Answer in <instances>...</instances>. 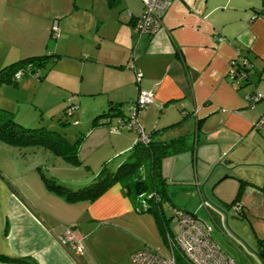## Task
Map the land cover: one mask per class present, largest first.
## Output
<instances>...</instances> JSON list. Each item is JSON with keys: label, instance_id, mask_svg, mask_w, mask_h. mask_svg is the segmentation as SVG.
I'll return each instance as SVG.
<instances>
[{"label": "crops", "instance_id": "0c3cea01", "mask_svg": "<svg viewBox=\"0 0 264 264\" xmlns=\"http://www.w3.org/2000/svg\"><path fill=\"white\" fill-rule=\"evenodd\" d=\"M143 9V0H0V69L30 54H49L40 74L2 81L0 97L22 99L28 110L30 101H38L40 90V100L53 101L43 103L41 114L29 121L17 117L11 105L0 102V106L12 110L26 125L42 121L55 125L71 104L65 100L67 95L74 93L77 103L72 106L88 104L73 119L84 126L76 135L83 132L80 162L96 167V174L104 160L114 158L112 167L118 166L136 139L112 117L93 124L109 105L97 106L84 96L107 92L109 103L129 104L142 90L154 91L152 106L138 112L143 128L159 129L161 138H167V129L170 137L188 134V144L194 146L163 160L169 183L174 180L189 195L178 206L191 209L198 204L221 213L227 222L223 211L203 204V197L224 208L239 202L243 216L253 224L260 251L264 242V0H172L163 25L151 33L138 31L136 20ZM246 65L248 77L239 81L245 77L240 70L233 76L231 69ZM248 94L260 101L250 104ZM152 108L170 110L171 115L162 123H152L148 119ZM71 114L74 117L75 111ZM181 126L185 133L175 130ZM182 152L189 171L172 177L167 163ZM5 171H0V253L17 259H0V264H91L94 247L85 246L91 236L86 231L89 224L120 218L134 206L119 181L94 199L71 201L46 187L40 169ZM189 183L192 188H187ZM172 193L168 185V199L174 203ZM193 194L197 202L189 204ZM68 229L82 240L83 250L61 239Z\"/></svg>", "mask_w": 264, "mask_h": 264}, {"label": "rangeland", "instance_id": "374dc122", "mask_svg": "<svg viewBox=\"0 0 264 264\" xmlns=\"http://www.w3.org/2000/svg\"><path fill=\"white\" fill-rule=\"evenodd\" d=\"M47 68H52L50 70L52 73L53 65H48ZM78 73H80V71H78ZM32 74L35 75V73ZM35 77L39 78L37 75H35ZM41 95H43L42 90L39 91L35 98L38 101L33 100L29 102L32 103L30 104V110H28L27 107L29 106H26L25 101L22 99L18 101L11 97H0V102L11 105L17 111V117H24L25 121H29L33 117L41 114L43 103L50 105L53 102L50 99L44 100L42 98L40 100ZM64 95L67 94H62V96L59 94V97H63ZM69 95L71 96L70 98ZM73 95L74 93L69 92L67 95L68 98L65 100H67V103L74 102V105L77 103V100L72 97ZM84 98L94 101L97 106H108L110 96L107 92H101L91 95L90 97L85 95ZM86 105L88 106L87 103L83 105L80 104V107L73 106V111H75L74 117L70 112L64 115L65 118L70 119L69 123L65 125V128L67 135L72 139L81 131L80 129H84L82 123L74 124L73 119L76 114L80 117L79 110L87 109ZM125 105L127 104L125 103ZM149 106H152V103H149L146 108ZM129 112L130 110L126 107V113L128 114ZM169 115H171L170 110L164 113L155 109L153 111L152 108V113H150L148 119H152V123L155 121L162 123ZM119 118L120 115L112 116L115 122H117ZM177 128H175V130H182L181 133L187 131L184 126L179 127L180 130ZM122 129L134 134L133 141L139 135L136 129ZM166 129L167 128L164 127L161 130L164 131ZM170 131L168 129L165 131L167 138L171 135ZM185 160H187V157L182 152L179 156L173 157L172 160L167 163L172 177L182 176L184 169L186 172L189 171L185 166ZM116 167L117 166H114V168ZM180 168H182V172ZM39 169L40 172L43 171L49 176H54L59 182L68 183L77 187L92 181L95 174L93 170H95L96 167L81 162L74 163L43 146H19L0 140V171L39 172ZM170 182L169 186H171V192H174L172 196L175 197V202L173 203L168 198H165L162 200V206L168 218L166 227H168L167 229H172L171 231L175 233L180 229V224L178 218L173 215V213L179 204H185V199H189V195H187V193L183 194V191L179 189L180 186L176 183L173 184L174 180H170ZM187 186V188L193 187L191 183ZM220 187L222 188L221 185ZM130 197H132L131 199L134 206L131 210L122 214L120 218L119 216H115L100 222L95 220L89 224V228L86 231H90L88 235L91 236L90 240L86 237L85 246H87V248L88 245L94 247V254L90 255L91 264H133L131 254L139 248L151 247L163 252L168 250L164 238L165 230L160 228L154 210L139 211L137 209L140 203L139 198L137 196ZM192 200H194V204L197 202V198L194 194L191 196L189 204H191ZM235 204H239V202ZM219 206L222 207L220 204ZM222 209L228 214V222L223 220L221 213L213 209L209 210V208L198 206V204L194 205L190 211L196 212L198 216L211 227V234L223 249V253L232 255L236 259L237 264H263L258 254L253 252L254 249L258 250V244L255 242V232L252 230V222L246 218V216H243L242 210L239 212L233 204H228L225 208L222 207ZM93 256L94 258H92Z\"/></svg>", "mask_w": 264, "mask_h": 264}, {"label": "trees", "instance_id": "16d2710c", "mask_svg": "<svg viewBox=\"0 0 264 264\" xmlns=\"http://www.w3.org/2000/svg\"><path fill=\"white\" fill-rule=\"evenodd\" d=\"M48 56L49 54L47 53L30 54L10 62L0 69V83L7 80H18L19 78H16L15 74L21 68H30V70L25 71L24 75L36 71L40 74L41 65L45 63ZM242 68L245 70L249 69V65L246 68L245 66L236 67V70L241 71ZM247 77L239 79V81L247 79ZM259 101L260 98L255 103ZM131 103L125 105L124 101H110L109 106L95 116L93 124L108 122L110 117L114 115H120V118L128 120L132 110ZM72 105V103L67 105L66 112H69ZM126 107L130 110L128 114L126 113ZM145 107L147 105L140 107V109ZM69 121V118L61 116L55 125L48 121H42L38 125H26L14 116L12 110L0 106V139L17 145H43L52 152L74 163H79V146L83 138V132L75 139H70L65 128ZM176 123H180V121L166 127ZM118 124L120 123L118 122ZM158 131L159 129H154L151 132L146 131L149 134L147 141L138 136L129 148L125 159L116 168L112 167L114 158L104 160L92 181L85 185L75 187L68 183H62L54 176H49L42 171L43 181L49 190L55 191L71 201L84 198L94 199L101 195L110 185L119 181L129 196H137L139 198L140 203L137 209L139 211L153 209L160 228L166 231L168 218L163 210L162 200L169 198V178L163 171V160L169 155L194 146L188 144L190 140V135L188 134L161 138L157 136ZM205 199L203 197L202 202ZM182 209L190 211L188 208ZM193 213L198 216L196 212ZM259 252L264 258V242L260 244ZM0 259L16 260L17 258L0 253Z\"/></svg>", "mask_w": 264, "mask_h": 264}, {"label": "built area", "instance_id": "2783aa9c", "mask_svg": "<svg viewBox=\"0 0 264 264\" xmlns=\"http://www.w3.org/2000/svg\"><path fill=\"white\" fill-rule=\"evenodd\" d=\"M143 3V12L136 20L138 31L140 33L155 32L163 25L164 16L172 0H143ZM55 27L57 26L55 25ZM26 70L28 71L30 68L18 69L15 74L16 78L22 77ZM236 72V67H233L231 69L233 76ZM249 72L248 69H241L243 77H247ZM137 74L140 78L141 72ZM154 96V91L149 89L142 90L139 96L131 101L130 118L128 120L118 119L120 124L126 125L128 128L134 127L139 132L138 136L145 141L149 139V134L139 121L138 111L140 107L151 103ZM246 98L247 100L249 99L250 104L255 103L259 99L255 94H248ZM73 110L74 107L72 106L69 112L72 113ZM203 204L209 206L208 200L205 199ZM234 206L239 212L242 210L241 205L234 204ZM174 215L179 220L180 229L173 233L172 229L166 228L164 238L168 250L163 252L151 247L139 248L131 254L133 264H237L236 259L232 255L223 253V249L211 234V227L205 224L195 213L176 208ZM61 239L65 242H71L76 250L81 251L84 248L83 242L70 229L61 235Z\"/></svg>", "mask_w": 264, "mask_h": 264}, {"label": "water", "instance_id": "95a60500", "mask_svg": "<svg viewBox=\"0 0 264 264\" xmlns=\"http://www.w3.org/2000/svg\"><path fill=\"white\" fill-rule=\"evenodd\" d=\"M244 164V163H243ZM251 164H253V163H251ZM251 164H244V166L245 165H251ZM225 168H226V165H224V164H222ZM215 167V166H214ZM228 167V166H227ZM205 183V182H204ZM207 196V195H206ZM207 200H208V202H209V205L211 206H214L215 208H218V209H220L221 211H223V213H225L226 215H225V219H227V213L222 209V207H220L217 203H215V202H213V200H210V198L207 196V198H206ZM227 222H228V219H227ZM253 252H255L256 254H258V256L260 257V260L264 263V259H263V257H262V255L260 254V252H259V250H257V249H254V251Z\"/></svg>", "mask_w": 264, "mask_h": 264}]
</instances>
